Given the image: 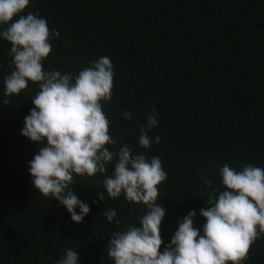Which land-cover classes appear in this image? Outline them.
Segmentation results:
<instances>
[{"label":"trees","instance_id":"16d2710c","mask_svg":"<svg viewBox=\"0 0 264 264\" xmlns=\"http://www.w3.org/2000/svg\"><path fill=\"white\" fill-rule=\"evenodd\" d=\"M28 11L59 32L45 70L76 75L99 57L111 59L113 95L103 109L117 141L113 150L127 144L159 156L167 172L158 185L157 202L166 210L161 252L189 211L202 228L200 209L212 188L223 190L225 163L264 168V0H33ZM9 48L0 40V264H57L67 248L80 253L79 264H113L109 239L138 226L145 206L110 198L103 175L75 176L73 191L91 209L77 224L33 187L28 162L40 145L20 130L38 86L29 82L3 103ZM153 109L159 123L149 135L160 142L144 149L140 128ZM108 209L116 210L119 225L102 214ZM243 264H264V236Z\"/></svg>","mask_w":264,"mask_h":264},{"label":"clouds","instance_id":"9594fccd","mask_svg":"<svg viewBox=\"0 0 264 264\" xmlns=\"http://www.w3.org/2000/svg\"><path fill=\"white\" fill-rule=\"evenodd\" d=\"M32 2L0 0V40L10 44L12 58V70L3 78V103L7 105V97L27 89L29 82L38 86L31 99L34 107L20 130L22 136L40 145L28 162L33 187L42 196L57 200L77 224L91 209L73 191L75 176L103 175L102 184L110 198L123 195L131 203L144 205L138 226L114 232L109 239L107 252L113 264H243L252 244L264 236V168L247 164L237 170L225 163L219 169L223 190L212 188L206 207L200 209L205 220L202 228L194 227L197 213L189 211L177 221V230L161 252L166 210L157 202L158 185L167 179V172L159 156L148 157L127 144L113 150L117 141L110 134L111 122L103 109L113 95L116 73L111 59L99 57L76 75L45 70L44 61L59 32L50 30L39 13L25 14ZM122 115L131 119L133 113ZM158 123L153 109L140 128V147L149 149L153 142H160L159 136L153 141L149 135ZM109 165L111 174H107ZM211 183L205 181V185ZM102 214L108 222L120 224L115 209ZM79 261L80 253L67 248L57 264Z\"/></svg>","mask_w":264,"mask_h":264}]
</instances>
